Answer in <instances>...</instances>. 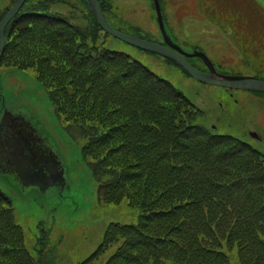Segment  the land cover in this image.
<instances>
[{
	"label": "trees",
	"instance_id": "trees-1",
	"mask_svg": "<svg viewBox=\"0 0 264 264\" xmlns=\"http://www.w3.org/2000/svg\"><path fill=\"white\" fill-rule=\"evenodd\" d=\"M96 38L56 21L5 49L8 64L35 66L62 116L98 120L85 126L84 152L102 198L144 210L137 225L112 224L83 264H103L114 245L106 264H264V180L253 174L264 160L191 124L180 93ZM10 203L0 191V264H35Z\"/></svg>",
	"mask_w": 264,
	"mask_h": 264
},
{
	"label": "rangeland",
	"instance_id": "rangeland-1",
	"mask_svg": "<svg viewBox=\"0 0 264 264\" xmlns=\"http://www.w3.org/2000/svg\"><path fill=\"white\" fill-rule=\"evenodd\" d=\"M56 2V9L71 13L66 0ZM161 2L165 17L171 21L170 25L174 30L178 31L176 24H181L178 40L187 51L200 48L218 64H235L227 68L250 73L264 72L263 0ZM118 4L115 17L124 22H119L114 17L115 24L129 27L131 30V17L134 16L139 26V20L150 23L146 29H141V32L158 31L155 29L158 27L156 19L149 16L153 12L156 13L151 0H118ZM81 7V23H89L90 13L83 4ZM253 9V13L248 12ZM207 12L221 15L222 19L218 20L223 24L225 21H234L237 27L243 30L247 47L240 49L239 39L231 38V33L235 30L230 26L223 28L210 21L205 15ZM249 15L254 16V19L248 18ZM101 36L107 39L105 47L129 53L155 73L171 81L194 103L201 106L205 113L200 119L201 124L214 128L217 132L235 135L253 143L264 152V116L255 108L238 105L225 93L223 87L206 85L186 74L175 64L157 58L148 51L131 46L104 32ZM7 64L4 63V66ZM8 67L10 68L0 66V117L6 106L11 111L22 112L32 119L58 157L66 184L50 188L46 192L36 187L24 189L13 173L0 170V188L13 199L17 221L25 231L27 248L35 258L39 259L40 255L42 260L50 259L53 264H81L102 242L110 222L135 223L141 208L130 206L127 200L120 204L100 202L98 192L103 195L104 190L98 187V181L83 157L82 148L86 147V136L79 128L80 122L77 119H67L59 111L57 115L48 92L34 71ZM196 116L197 114L189 115L193 119ZM95 121L98 120L87 119L84 122L88 125ZM252 131H259L260 139H253ZM86 156L88 162L92 163L93 158ZM260 175L264 176V172ZM41 238L44 245L39 244ZM237 250V247L232 248L234 252ZM111 253L112 250L105 255Z\"/></svg>",
	"mask_w": 264,
	"mask_h": 264
},
{
	"label": "water",
	"instance_id": "water-1",
	"mask_svg": "<svg viewBox=\"0 0 264 264\" xmlns=\"http://www.w3.org/2000/svg\"><path fill=\"white\" fill-rule=\"evenodd\" d=\"M90 4L94 10V13L98 19V21L101 23V25L108 30L109 32L113 33L114 35L122 38L123 40L133 43L135 45H138L142 48L145 49H149L155 52H159L161 54L170 56L172 58H175L176 60H178L191 74H193L195 77L203 80V81H207L210 83H220V84H225V85H232L235 87H243V88H252V89H259V90H264V80L263 79H259L256 77H241V76H224V78L222 80H215L214 78H212L213 76L207 74V73H203L195 68H193L189 62L183 57V55L174 52L170 49H168L165 46H162L160 44L157 43H153L150 41H146V40H142L139 39L137 37H133L131 35H127L121 32H118L116 30H114L113 28H111V26L108 24L101 6L98 2V0H89ZM22 0H18L14 10L2 21L1 25H0V41H1V47L4 44V29L5 26L7 24V22L10 20L11 15L16 12L18 6L21 4ZM200 56H202L210 65V60L209 58L202 52H198L196 53Z\"/></svg>",
	"mask_w": 264,
	"mask_h": 264
},
{
	"label": "flooded vegetation",
	"instance_id": "flooded-vegetation-1",
	"mask_svg": "<svg viewBox=\"0 0 264 264\" xmlns=\"http://www.w3.org/2000/svg\"><path fill=\"white\" fill-rule=\"evenodd\" d=\"M5 1L6 0H2V5L3 6L0 7V12H6L7 9L9 8L10 4L12 3V0H11L10 4H9L10 0H8V2H5ZM256 95H257L256 97L258 98V100H256V101L257 102L260 101L264 105V94L256 93ZM237 101L239 102V100H237Z\"/></svg>",
	"mask_w": 264,
	"mask_h": 264
}]
</instances>
